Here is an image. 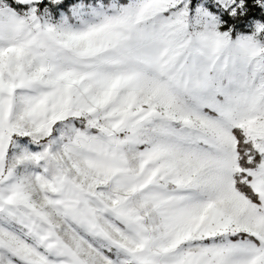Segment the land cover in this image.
I'll return each instance as SVG.
<instances>
[{
    "label": "snow or ice",
    "instance_id": "obj_1",
    "mask_svg": "<svg viewBox=\"0 0 264 264\" xmlns=\"http://www.w3.org/2000/svg\"><path fill=\"white\" fill-rule=\"evenodd\" d=\"M0 264H264V0H0Z\"/></svg>",
    "mask_w": 264,
    "mask_h": 264
}]
</instances>
